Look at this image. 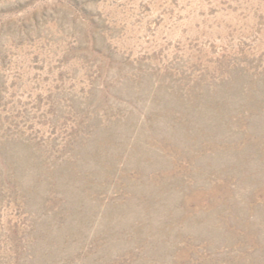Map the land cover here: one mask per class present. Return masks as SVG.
<instances>
[{
    "label": "rangeland",
    "instance_id": "374dc122",
    "mask_svg": "<svg viewBox=\"0 0 264 264\" xmlns=\"http://www.w3.org/2000/svg\"><path fill=\"white\" fill-rule=\"evenodd\" d=\"M0 264H264V0H0Z\"/></svg>",
    "mask_w": 264,
    "mask_h": 264
}]
</instances>
